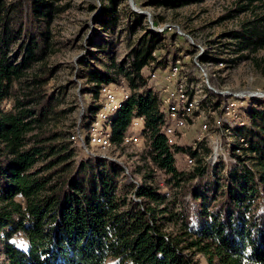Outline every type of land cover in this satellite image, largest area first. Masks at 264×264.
<instances>
[{"label":"trees","instance_id":"obj_1","mask_svg":"<svg viewBox=\"0 0 264 264\" xmlns=\"http://www.w3.org/2000/svg\"><path fill=\"white\" fill-rule=\"evenodd\" d=\"M62 1L0 0V255L6 264H197V254L206 264H264V103L242 113L248 127L233 129L246 144L238 166L224 172L218 161L204 179L196 166L189 173L178 171L173 155L179 149L162 129L166 119L160 103L150 90L139 91L146 81L144 68H165L178 62L180 52L169 57L164 47L156 56L161 32L142 28L124 59L110 61L107 70L120 79L97 69L76 75L84 77L83 93L93 99L79 119L78 133H92L98 111L108 126L101 129L102 138L121 148L137 121L135 136L147 142L133 171L140 176L138 186L114 161L76 162L69 140L75 132L52 127L63 114L58 109L63 93L53 97L42 91L51 73L44 64L53 52L51 25L70 7ZM200 1L153 4L176 9ZM240 1L245 3L237 12L264 2ZM99 3L92 21L111 28L110 5ZM131 15L135 22L128 30L134 32L144 17ZM228 37L233 55L263 49L264 10ZM80 64L87 67L83 60ZM109 88L114 95L120 90L121 98L106 112L101 91ZM246 161L249 165L241 166ZM158 176L171 195L157 187Z\"/></svg>","mask_w":264,"mask_h":264},{"label":"rangeland","instance_id":"obj_2","mask_svg":"<svg viewBox=\"0 0 264 264\" xmlns=\"http://www.w3.org/2000/svg\"><path fill=\"white\" fill-rule=\"evenodd\" d=\"M101 1L106 7L110 5L107 9L115 18L111 28L103 26L99 20L96 23L92 21L100 9L99 0L62 1L69 3L70 7L51 25L53 52L44 63L51 73L46 76L42 91L53 97L63 93L58 105L63 114L58 121L52 122V127L66 133L75 132L69 137L75 149L74 160L106 157V160L121 165L127 181L138 186L140 176L133 171L141 165L140 157L146 152L147 142L141 136L140 139L135 136L137 121L133 123V130L125 136L121 148L111 145L108 137L102 138L101 129L107 131L108 126L97 117L98 111L95 117L97 124L94 123L92 133L88 132L86 137L78 133L79 119L93 99L87 90L83 93L84 77L76 78V75L93 69L106 71L110 61L119 63L140 35V29L150 28L161 32L155 55L164 53L165 47L169 57L180 52V59L174 61L178 63L177 70L174 62L165 68L153 65L144 68L142 76L146 81L139 92L150 90L157 97L168 128L177 120L185 103L194 102V108L185 113L182 126L169 138L170 144L179 149L173 155L176 169L189 173L196 166L204 179L213 172L211 169L218 161L223 163L224 172L238 166L237 158L246 157L241 150L246 144L233 129L241 125L248 127L243 112L249 108L260 109L257 104L264 103V48L243 52L239 54L241 56L233 55L228 33L262 12L264 2L252 4L247 11L237 12L236 7L245 1L201 0L168 9L154 5L153 1L157 0H130L133 8L145 15L141 14L144 20L137 22L134 32H129V25L135 22V18L131 15L134 11L129 8L128 0ZM90 7L96 9L91 11ZM106 16L101 21H106ZM81 60L86 62L87 67L81 66ZM107 72L116 81L121 78L116 77L113 70ZM174 72L176 74L172 76ZM112 84L114 81L109 86ZM112 89L99 90V94L101 91L108 101L104 108L106 112L111 111L121 98L120 90L114 91V95ZM211 96L218 98L209 102ZM10 107V102H7L6 108ZM235 150H239L237 156H234L237 154ZM189 151L198 156L192 157ZM248 165L246 161L241 166ZM162 179L161 176L155 178L157 187L171 195L172 191L163 185ZM193 258L197 264H206L199 254ZM0 262L6 264L2 255Z\"/></svg>","mask_w":264,"mask_h":264},{"label":"bare ground","instance_id":"obj_3","mask_svg":"<svg viewBox=\"0 0 264 264\" xmlns=\"http://www.w3.org/2000/svg\"><path fill=\"white\" fill-rule=\"evenodd\" d=\"M176 65V68L175 70H177V65L178 63H175ZM175 72L172 73L171 75L172 76H175ZM184 109L183 111H180L179 113V117L177 118L176 121L173 122V125L169 128H166L165 129V132H166V135L170 138V135L175 131V130H178L181 126H182V122L184 121V117H185V113L191 109L194 108V102H191V103H185L184 105ZM105 108V107H104ZM99 158H103L105 159L106 157H102V156H98Z\"/></svg>","mask_w":264,"mask_h":264},{"label":"water","instance_id":"obj_4","mask_svg":"<svg viewBox=\"0 0 264 264\" xmlns=\"http://www.w3.org/2000/svg\"><path fill=\"white\" fill-rule=\"evenodd\" d=\"M128 6H129V8L132 9L135 13L145 15V14L142 13V12H138V11H136V10L133 8L132 2H131L130 0H128Z\"/></svg>","mask_w":264,"mask_h":264},{"label":"crops","instance_id":"obj_5","mask_svg":"<svg viewBox=\"0 0 264 264\" xmlns=\"http://www.w3.org/2000/svg\"><path fill=\"white\" fill-rule=\"evenodd\" d=\"M168 124H167V120H166V122H165V124L163 125V129L165 130L166 128H168V126H167ZM166 133V132H165Z\"/></svg>","mask_w":264,"mask_h":264}]
</instances>
